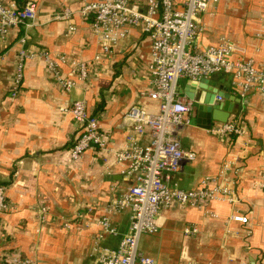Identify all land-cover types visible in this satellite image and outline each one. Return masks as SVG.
I'll list each match as a JSON object with an SVG mask.
<instances>
[{
  "label": "crops",
  "instance_id": "1",
  "mask_svg": "<svg viewBox=\"0 0 264 264\" xmlns=\"http://www.w3.org/2000/svg\"><path fill=\"white\" fill-rule=\"evenodd\" d=\"M3 1L22 5L29 0ZM33 1L35 23L0 35V185L8 186L10 206L0 213V264H10L5 257L9 253L35 258L38 264H92L96 242L116 248L128 229V210L114 217L115 233L101 234L98 221L106 214L107 203L134 179L120 173L112 151L90 148L73 159L69 149L79 126L62 108L84 99L89 113L98 116L109 147H122L127 133L121 126L125 111L133 105L149 111L158 108L157 102L141 95L151 88L150 39L139 27H131L95 63L92 60L101 48L91 29L92 15L84 17L77 11L82 0ZM64 7L75 10L73 31L67 29V21L54 19ZM201 22L204 31L194 43L197 50L224 36L235 45L233 58H252L264 68V0H218L201 15ZM20 50L27 53L23 79L11 99ZM44 51L64 58L60 73L75 80L69 91L47 69ZM80 61L90 62L84 81L72 72ZM224 75L208 79L229 91L230 76ZM187 81L179 80L180 94ZM194 89L198 97L208 95L198 86ZM233 115L244 128L242 135H214L197 126L195 116L194 123L181 130L182 145L197 156L174 179L182 188H193L201 177L216 175L226 160L237 157L239 162L226 174L238 201L207 203L217 217L192 206L160 211L158 231L139 239L140 251L158 264H240L242 260L264 264V193L255 186L264 172V99L250 94ZM41 207L47 209L43 221L37 217ZM234 208L249 216L248 224L226 223ZM190 225L197 226L198 232L185 235L183 230Z\"/></svg>",
  "mask_w": 264,
  "mask_h": 264
},
{
  "label": "built area",
  "instance_id": "2",
  "mask_svg": "<svg viewBox=\"0 0 264 264\" xmlns=\"http://www.w3.org/2000/svg\"><path fill=\"white\" fill-rule=\"evenodd\" d=\"M218 0H82L83 6L77 10L82 16L92 15L91 29L98 39L101 51L92 60L100 62L104 53L123 39L129 28L139 27L150 39V59L148 71L151 76V88L141 95L157 102L156 111H149L138 105L130 106L122 116L121 126L126 128L124 145L112 150L107 137L99 129V118L88 111L84 99L72 101L68 111L78 124L79 130L75 142L70 147V156L78 159L90 148L112 151L119 171L134 182L124 191L112 198L106 205V214L98 221L103 233H115L112 223L122 210L129 212V226L116 248L99 246L95 243V259L92 264H158L156 260L143 254L139 249V239L144 233L158 231L156 218L158 213L174 205L192 206L204 210L206 215L218 214L207 208V203L224 201L235 204L238 198L232 193L227 171L239 162V158L226 160L216 175H205L193 188H182L174 175L183 170L184 164L196 159V152L185 148L181 142V130L194 123L195 106L193 99L177 91L180 79L201 80L215 74L230 76L229 93L239 100V106L245 105L250 94L264 99V68L256 66L252 58H233L235 45L227 37L210 44L203 50L195 48L204 24L201 15L208 11ZM75 10L64 7L54 16L55 20L69 23L68 30L73 31L71 23ZM37 17V3L26 1L18 6L14 1L5 3L0 0V35L7 34L10 28L31 25ZM47 69L53 73L65 91L75 84L71 77L60 73L63 57H54L48 51L43 52ZM25 50H20L15 77L9 90V97L18 94L24 73ZM90 62H77L72 72L77 80L84 81L88 75ZM223 98L215 95L214 103ZM218 136L242 135L245 131L237 117L232 114L225 122L214 121L208 129ZM255 186L264 193V172ZM7 185H0V213L9 210ZM46 207L37 211V217L43 221ZM230 221L249 223V216L236 208L226 218ZM68 223L65 227H68ZM198 232L195 225L185 226L183 233L193 235ZM99 234L98 238L101 237ZM10 264H38L32 257L5 254ZM186 264H192L187 261ZM240 264H251L242 260Z\"/></svg>",
  "mask_w": 264,
  "mask_h": 264
},
{
  "label": "water",
  "instance_id": "3",
  "mask_svg": "<svg viewBox=\"0 0 264 264\" xmlns=\"http://www.w3.org/2000/svg\"><path fill=\"white\" fill-rule=\"evenodd\" d=\"M196 86L207 90L208 95L204 98L198 97L194 89ZM180 91L182 92V90ZM183 93L195 101V122L201 128L209 129L214 121L225 122L231 114L239 112L238 98L226 89L219 88L210 79L188 80L187 88ZM215 95L221 96L223 100L215 104Z\"/></svg>",
  "mask_w": 264,
  "mask_h": 264
},
{
  "label": "rangeland",
  "instance_id": "4",
  "mask_svg": "<svg viewBox=\"0 0 264 264\" xmlns=\"http://www.w3.org/2000/svg\"><path fill=\"white\" fill-rule=\"evenodd\" d=\"M221 73H219L218 75H220ZM221 75H224V74H221ZM225 76V75H224Z\"/></svg>",
  "mask_w": 264,
  "mask_h": 264
},
{
  "label": "trees",
  "instance_id": "5",
  "mask_svg": "<svg viewBox=\"0 0 264 264\" xmlns=\"http://www.w3.org/2000/svg\"><path fill=\"white\" fill-rule=\"evenodd\" d=\"M25 4V3H24ZM24 4H22V5H18V6H23Z\"/></svg>",
  "mask_w": 264,
  "mask_h": 264
}]
</instances>
